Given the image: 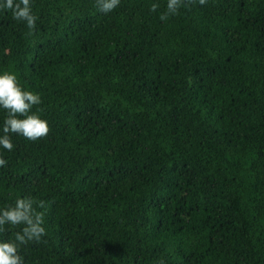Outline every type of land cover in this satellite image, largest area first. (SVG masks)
<instances>
[{"label": "trees", "instance_id": "obj_1", "mask_svg": "<svg viewBox=\"0 0 264 264\" xmlns=\"http://www.w3.org/2000/svg\"><path fill=\"white\" fill-rule=\"evenodd\" d=\"M165 4L0 12V69L49 127L0 167V206L44 201L25 264H264V0Z\"/></svg>", "mask_w": 264, "mask_h": 264}, {"label": "clouds", "instance_id": "obj_2", "mask_svg": "<svg viewBox=\"0 0 264 264\" xmlns=\"http://www.w3.org/2000/svg\"><path fill=\"white\" fill-rule=\"evenodd\" d=\"M203 2V0H201ZM120 0H95L96 8L108 13L116 8ZM183 0H166L164 11L159 19L163 22L176 15ZM153 2L151 11L158 8ZM0 12H10L13 20L23 22L28 29H33L36 15L32 9V0H0ZM41 103L40 94L21 86L15 72L0 69V110L5 114L0 121V167L7 161L3 151L13 149V135L34 141L47 135L48 122L41 112L33 110ZM44 201H34L30 196L17 197L14 202L0 206V264H25L20 252L21 246L30 241H39L45 234ZM19 226L5 238L3 234L10 228Z\"/></svg>", "mask_w": 264, "mask_h": 264}]
</instances>
